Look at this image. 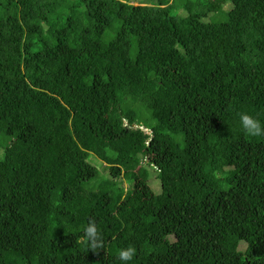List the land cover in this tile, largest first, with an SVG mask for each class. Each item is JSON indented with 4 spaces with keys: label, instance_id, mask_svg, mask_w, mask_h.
Segmentation results:
<instances>
[{
    "label": "trees",
    "instance_id": "16d2710c",
    "mask_svg": "<svg viewBox=\"0 0 264 264\" xmlns=\"http://www.w3.org/2000/svg\"><path fill=\"white\" fill-rule=\"evenodd\" d=\"M77 1L0 0V264H264V0Z\"/></svg>",
    "mask_w": 264,
    "mask_h": 264
},
{
    "label": "clouds",
    "instance_id": "9594fccd",
    "mask_svg": "<svg viewBox=\"0 0 264 264\" xmlns=\"http://www.w3.org/2000/svg\"><path fill=\"white\" fill-rule=\"evenodd\" d=\"M240 126L242 130L250 137L264 136V124L247 113L240 114ZM85 238L89 244L90 250H96L102 247V238L94 222H89L84 229ZM136 255L135 247L129 246L118 250V259L123 264H130Z\"/></svg>",
    "mask_w": 264,
    "mask_h": 264
},
{
    "label": "rangeland",
    "instance_id": "374dc122",
    "mask_svg": "<svg viewBox=\"0 0 264 264\" xmlns=\"http://www.w3.org/2000/svg\"><path fill=\"white\" fill-rule=\"evenodd\" d=\"M124 1H125V2H129V0H124ZM133 2H134L135 5H138V3H140L141 1H140V0H134ZM72 4H73L74 6H77L78 11H79L80 13H82V14L80 15V18H84V16H85V15L83 14L84 7H83V6H80V5H79V2H78L77 0H72ZM182 4H185V1H181V3L179 2V4L177 5V7L173 9V14H176V13H177V9H178V7H180V8H179V13L182 14V15H184V9H183V5H182ZM229 7H230V8H229ZM225 10H226V11L223 13V15L227 14V12H229V11L231 10V5L228 4V5L225 7ZM223 15L216 16L212 21H213V22H221V21H224L225 19H224V16H223ZM46 26H47V25H46ZM48 28H49V27L47 26V29H48ZM48 31L51 33V32L53 31V28H49ZM0 147H3V151H4L5 142L2 141V140H0ZM2 157H3V152L0 153V158H2ZM89 162H90L91 164H93L95 167L98 168V170H99V172H100V175H101L102 173L106 174V171L104 170V168H105V167H104V164H103L99 159H97V158L91 156V157L89 158ZM151 170H152V169H151ZM153 171H154V172H153ZM153 171H151V174L155 173L156 170H153ZM152 180H153L154 182H156V178L154 177V175L152 176ZM124 187H128V185H127L126 182L124 183Z\"/></svg>",
    "mask_w": 264,
    "mask_h": 264
}]
</instances>
